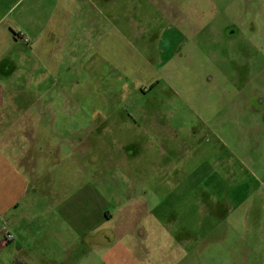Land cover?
I'll return each mask as SVG.
<instances>
[{"label": "rangeland", "instance_id": "obj_1", "mask_svg": "<svg viewBox=\"0 0 264 264\" xmlns=\"http://www.w3.org/2000/svg\"><path fill=\"white\" fill-rule=\"evenodd\" d=\"M116 14L124 40L117 33L113 74L103 59L98 69L109 74L98 76L96 67L91 80L90 70L82 74L81 126L90 130L92 116L101 125L98 174L108 171L105 177L124 182L110 188L118 194L133 180V197H146L141 226L158 262L162 256V264H264V216L245 215L256 204L252 162L243 152L231 154L237 142L247 148L251 101L261 97L264 0H133L130 10L126 4ZM88 98L101 104L98 114L91 113ZM119 145L134 151L129 159L122 160L127 155ZM213 159L227 164L219 173L229 171V188L236 178L249 181L239 208L224 217L203 201Z\"/></svg>", "mask_w": 264, "mask_h": 264}, {"label": "crops", "instance_id": "obj_2", "mask_svg": "<svg viewBox=\"0 0 264 264\" xmlns=\"http://www.w3.org/2000/svg\"><path fill=\"white\" fill-rule=\"evenodd\" d=\"M24 1L0 0V264H162L141 226L147 200L131 194L135 181L118 194L110 188H121L124 182L105 177L108 171L98 174L99 116L90 117V130L81 126L82 74L90 70L91 80L101 59L113 74L117 33L124 40L116 11L126 4L130 10L133 0ZM97 71L100 77L107 73ZM257 89L264 97V81ZM261 97L251 101L247 148L237 142L236 151L231 150L238 157L245 153L252 162L251 202L256 204L245 209L247 219L251 213L255 219L264 216ZM86 101L91 113L98 114L101 104L95 98ZM243 110V115L248 112ZM116 149L127 155L122 160L134 153L120 145ZM212 162L204 179L209 198L203 201L208 211L224 217L239 208L249 181L236 178L229 188L224 178L229 171L222 177V161Z\"/></svg>", "mask_w": 264, "mask_h": 264}, {"label": "built area", "instance_id": "obj_3", "mask_svg": "<svg viewBox=\"0 0 264 264\" xmlns=\"http://www.w3.org/2000/svg\"><path fill=\"white\" fill-rule=\"evenodd\" d=\"M24 39H25L26 41H28V38L24 37ZM4 228H5V227H4ZM6 237H7V239H12V238H13V235H12L10 232H7Z\"/></svg>", "mask_w": 264, "mask_h": 264}]
</instances>
